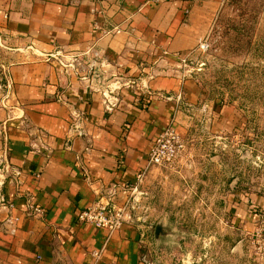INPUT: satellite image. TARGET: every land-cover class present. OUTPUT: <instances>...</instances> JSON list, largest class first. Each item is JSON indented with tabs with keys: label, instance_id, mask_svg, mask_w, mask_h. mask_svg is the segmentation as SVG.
<instances>
[{
	"label": "crops",
	"instance_id": "obj_1",
	"mask_svg": "<svg viewBox=\"0 0 264 264\" xmlns=\"http://www.w3.org/2000/svg\"><path fill=\"white\" fill-rule=\"evenodd\" d=\"M219 6L220 0H0L2 56L13 64L20 104L0 137V198L6 201L0 204V264H144L133 224L109 237L106 229L78 223L77 214L106 202L113 185L119 187L114 201L124 203L157 136L184 123L180 106L198 104V86L163 55L195 50ZM95 22L118 29L101 37ZM31 45L82 55L85 62L98 52L93 80L35 58ZM8 116L0 110V123ZM30 202L43 217L26 216ZM254 202L264 211V197ZM9 217L18 222L8 224ZM94 252H101L99 260Z\"/></svg>",
	"mask_w": 264,
	"mask_h": 264
},
{
	"label": "rangeland",
	"instance_id": "obj_2",
	"mask_svg": "<svg viewBox=\"0 0 264 264\" xmlns=\"http://www.w3.org/2000/svg\"><path fill=\"white\" fill-rule=\"evenodd\" d=\"M218 8L208 48L174 63L200 90L198 104L180 106L181 154L151 166L120 204L144 264H264L254 202L264 197V0Z\"/></svg>",
	"mask_w": 264,
	"mask_h": 264
},
{
	"label": "built area",
	"instance_id": "obj_3",
	"mask_svg": "<svg viewBox=\"0 0 264 264\" xmlns=\"http://www.w3.org/2000/svg\"><path fill=\"white\" fill-rule=\"evenodd\" d=\"M97 14L103 15V11H97ZM94 27L96 31L101 34V37H106L112 32L117 30L115 27L113 30L106 29L99 22H95ZM200 49L206 50L208 48L207 40L204 39L199 44ZM7 49L6 43L3 37L0 35V110L8 112L9 116L6 122L0 123V137H4L8 132V122L14 120L13 113L16 109H19V102L16 100L15 94V84L11 73V68L13 64L7 62L3 59V52ZM28 50L31 51L32 55L35 58H39L45 62H50L52 59L56 60L58 64L65 69V72L76 73L78 78L82 81L90 82L93 77V72L97 66V60L99 59V53L94 52L93 58H90L88 61H84L82 55L75 53H69L67 55H62L61 52L55 53H43L31 45ZM91 51L85 55H90ZM83 55V56H85ZM192 55V52L186 54H174L170 55L165 52L164 57L172 58L176 62L186 63L187 59ZM107 99V98H106ZM108 106H111L109 99H107ZM75 118L79 116L75 113ZM78 116V117H77ZM78 131V135L82 136L83 132H80V127L78 124L74 127ZM184 148L183 140L175 129L173 124L169 125L162 133H160L154 141V144L148 155V167L151 166H165L173 164L176 159L181 154ZM145 169L143 173L139 175L138 182L142 181L143 176L146 174L148 169ZM1 171V170H0ZM5 173L11 174V169L9 167L5 168ZM21 173L14 172V177H19ZM118 186L113 185L109 190V197L106 202L98 201L94 203L91 207H88L85 210L80 211L77 214V222L80 224H91L99 229H106L109 233V237L123 228L125 224L128 223L131 216L127 211L125 205H120L114 201L118 195ZM127 188V187H125ZM5 200L0 198V204H5ZM11 208V205L9 206ZM26 216L28 218H37L43 217L44 211L37 207L33 202L28 203ZM261 229L258 231L260 239L264 241V218L261 219ZM18 222V219H13L9 217L7 223L13 225ZM14 232V230H13ZM262 251V258L264 259V245ZM93 257L95 260L101 258V252H94Z\"/></svg>",
	"mask_w": 264,
	"mask_h": 264
},
{
	"label": "water",
	"instance_id": "obj_4",
	"mask_svg": "<svg viewBox=\"0 0 264 264\" xmlns=\"http://www.w3.org/2000/svg\"><path fill=\"white\" fill-rule=\"evenodd\" d=\"M94 78H95L96 80H98V78H100L99 75H98V70H97V69H96V72H95V74H94Z\"/></svg>",
	"mask_w": 264,
	"mask_h": 264
}]
</instances>
